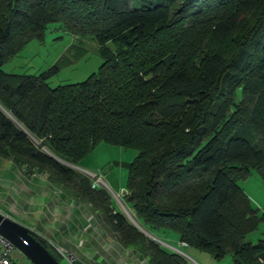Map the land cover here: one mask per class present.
I'll use <instances>...</instances> for the list:
<instances>
[{
    "label": "trees",
    "instance_id": "16d2710c",
    "mask_svg": "<svg viewBox=\"0 0 264 264\" xmlns=\"http://www.w3.org/2000/svg\"><path fill=\"white\" fill-rule=\"evenodd\" d=\"M53 22L97 42L98 70L54 87L60 60L4 72ZM100 142L137 150L121 197L131 215L70 166ZM0 157L89 204L147 264H186L143 231L160 227L216 259L264 264V238L245 240L264 213L238 183L264 173V0H0Z\"/></svg>",
    "mask_w": 264,
    "mask_h": 264
},
{
    "label": "rangeland",
    "instance_id": "374dc122",
    "mask_svg": "<svg viewBox=\"0 0 264 264\" xmlns=\"http://www.w3.org/2000/svg\"><path fill=\"white\" fill-rule=\"evenodd\" d=\"M108 45L112 47V43ZM59 60L61 61L59 69L47 78L51 87L80 82L96 72L103 61L99 45L88 34L64 31L59 22H53L48 24L43 39H31L2 65V69L6 73L39 74ZM136 154L135 149L100 142L75 166L92 180L94 186L103 187L109 192L115 208L131 215L121 197L126 189L129 163ZM23 181L12 161L0 157V209L7 210L11 218L25 226V222L35 215L29 210V206L22 208L20 196H27L22 194V191H28L30 188L32 190L30 186H21ZM238 183L249 197L251 205L258 208L259 214L264 213V173L252 170L249 176L240 179ZM29 201L30 199L27 200ZM98 221L96 223L101 227L102 223ZM149 234L166 250L183 255L186 264H233L230 252L216 259L206 252L187 248L188 246L181 245L176 232L165 227L150 229ZM109 237L111 239V235ZM260 238H264V219L260 221L257 229L245 236V240L252 243H256ZM54 248H61L67 252L62 247ZM11 259L16 264H32L18 249L11 253ZM60 263L69 264L64 257L60 259Z\"/></svg>",
    "mask_w": 264,
    "mask_h": 264
},
{
    "label": "crops",
    "instance_id": "0c3cea01",
    "mask_svg": "<svg viewBox=\"0 0 264 264\" xmlns=\"http://www.w3.org/2000/svg\"><path fill=\"white\" fill-rule=\"evenodd\" d=\"M16 168L18 176L24 180L23 185H19L32 187V190L22 191L27 196H20L22 208L29 206L35 215L25 222V227L41 235L52 247H62L72 254V264H147L140 253L121 246L112 236L110 239L89 204L51 182L46 173L27 175L24 169ZM0 212L11 218L7 210L0 209Z\"/></svg>",
    "mask_w": 264,
    "mask_h": 264
},
{
    "label": "water",
    "instance_id": "95a60500",
    "mask_svg": "<svg viewBox=\"0 0 264 264\" xmlns=\"http://www.w3.org/2000/svg\"><path fill=\"white\" fill-rule=\"evenodd\" d=\"M70 166L76 168L74 165ZM143 231L149 237L155 239L151 234L145 230ZM0 234L9 240L16 249L21 251L32 264H61L45 247V238L1 212Z\"/></svg>",
    "mask_w": 264,
    "mask_h": 264
},
{
    "label": "built area",
    "instance_id": "2783aa9c",
    "mask_svg": "<svg viewBox=\"0 0 264 264\" xmlns=\"http://www.w3.org/2000/svg\"><path fill=\"white\" fill-rule=\"evenodd\" d=\"M180 243L182 246H187L185 242ZM15 249L14 245L0 234V264H16V262L11 259V253ZM55 250L62 257L66 258L69 264L73 263V257L68 252H65L61 248H55Z\"/></svg>",
    "mask_w": 264,
    "mask_h": 264
}]
</instances>
